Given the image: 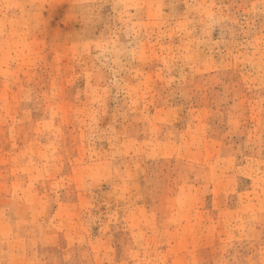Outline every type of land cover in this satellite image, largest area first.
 <instances>
[{
    "label": "rangeland",
    "instance_id": "374dc122",
    "mask_svg": "<svg viewBox=\"0 0 264 264\" xmlns=\"http://www.w3.org/2000/svg\"><path fill=\"white\" fill-rule=\"evenodd\" d=\"M0 13L11 51L0 62V207L56 240L38 257L94 259L65 230L84 221L116 261L146 241L163 264L259 260L264 242V2L205 0L204 15L178 25L184 4L142 8L146 27L120 37L127 50L73 52L80 25L69 5L6 0ZM110 9H105V13ZM130 9L129 13H135ZM167 18V19H165ZM156 20L163 27H148ZM136 24V19L131 21ZM39 55H35V53ZM111 57V58H108ZM75 75L71 88L60 81ZM81 93L78 97L77 94ZM86 111L82 121L79 113ZM87 158L101 171L85 178ZM201 233H203L201 235ZM7 250V249H6Z\"/></svg>",
    "mask_w": 264,
    "mask_h": 264
},
{
    "label": "clouds",
    "instance_id": "9594fccd",
    "mask_svg": "<svg viewBox=\"0 0 264 264\" xmlns=\"http://www.w3.org/2000/svg\"><path fill=\"white\" fill-rule=\"evenodd\" d=\"M31 6L35 9V15L39 16V11L43 8L47 0H29ZM69 5L68 19L80 25L78 31H74L67 41V45L73 52L79 51L83 55H87L89 49L98 50L99 56L90 57L91 60L99 59L110 53L114 59L113 64H119L120 56L127 50V44H121L120 37L139 35L141 28L146 27L145 23L140 20V10L142 8L155 7L157 12L163 7V0H61ZM264 2V0H262ZM177 4H184L185 12L178 20V25H187L191 21L189 15L195 13L204 15L206 8L205 0H172L171 7L173 9ZM12 5L7 4L6 0H0V13L10 10ZM105 9H110L105 13ZM130 9H136L135 13H129ZM136 19V24L131 21ZM167 19V18H165ZM148 27H163L160 20H156ZM11 37L5 39V32L0 27V62L7 55L11 48L9 47ZM39 55V53H35ZM111 58V57H108ZM75 75L66 77L60 81L61 87L71 88L75 83ZM81 93L77 94V99ZM6 101L0 96V112H3ZM82 121L88 119L86 111L79 114ZM82 175L87 179L103 171L112 176L113 179H121L118 169L109 170L107 167L101 168L95 162L87 158H77L75 162ZM8 209L0 207V264H163V261L156 256L151 259H137L138 250L143 248L147 256L148 249L146 241L136 245L137 251L131 248L125 251L127 258L119 261L113 259V249L106 242L99 239H92L89 234V225L84 221L75 223V227L71 230H65L66 239L70 241V247L78 249H91V255L94 259H82L74 262L70 259L71 251L65 256L64 261H50L36 254V246L47 243H53L56 240V233L41 232L37 234L29 225L31 222L18 219L15 224V231L3 224L5 213ZM203 233H201L202 235ZM7 249V250H6ZM188 258L180 261V264H200L199 261L192 259V250H186ZM259 260L251 258L241 261H218L217 264H264V242L261 243L259 249Z\"/></svg>",
    "mask_w": 264,
    "mask_h": 264
}]
</instances>
